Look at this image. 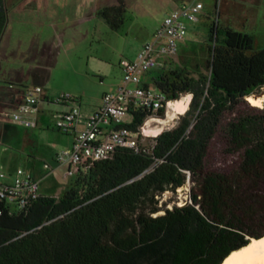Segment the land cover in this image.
Wrapping results in <instances>:
<instances>
[{
  "label": "trees",
  "instance_id": "trees-1",
  "mask_svg": "<svg viewBox=\"0 0 264 264\" xmlns=\"http://www.w3.org/2000/svg\"><path fill=\"white\" fill-rule=\"evenodd\" d=\"M123 12L125 0L101 11L114 29ZM7 21L0 0V38ZM208 26V74L172 63L148 73L169 100L192 96L173 128L80 169L59 197L41 194L21 212L0 200V264H222L264 236V109L248 99L264 93V48L218 20ZM166 114L138 109L127 126L140 131ZM219 132L241 153L229 174L206 165ZM189 183L183 205L160 202Z\"/></svg>",
  "mask_w": 264,
  "mask_h": 264
},
{
  "label": "rangeland",
  "instance_id": "rangeland-1",
  "mask_svg": "<svg viewBox=\"0 0 264 264\" xmlns=\"http://www.w3.org/2000/svg\"><path fill=\"white\" fill-rule=\"evenodd\" d=\"M201 1L205 3V8L200 14L199 28L195 31L188 30L185 38L180 42L178 54L169 60L172 65L185 68L195 76L209 73L208 25L214 20H218L221 25L252 34L257 48H264V0ZM179 2L189 3L190 0H125V12L116 16L118 21L122 19L117 29L109 25L101 11L106 7L118 5L119 0H98V8L93 9L85 22H73L83 10L77 5L57 9L58 15L68 16L67 24L72 25L70 29L91 28L90 39H31L33 31L43 30L45 34L41 35L46 37L50 35L51 28L47 22H39L30 14L31 9L27 7L8 15L7 25L10 22L12 29L19 33V38L5 39L3 45L7 41L10 43L9 48L14 51L16 62H21V55L25 56L33 48L53 49L57 63L49 67L43 88L51 98L61 93L71 94L76 98L82 111L90 113L95 110L105 93L116 90L123 83L124 72L120 65L121 60L135 58L142 46L153 40L154 34L166 16L179 6ZM113 14L116 15L115 12ZM150 77V74L144 75V81L149 82ZM150 86L155 88L151 83ZM191 98L192 96L185 98V103L188 104ZM55 107L56 105H52L50 108L55 109ZM256 108L262 110L264 105ZM180 115L181 113H174L168 109L164 117H156L160 120L149 122L150 127L146 124V129H151L148 131L150 135L142 136L141 142L150 146L154 142L155 135L177 124ZM233 115L228 112L226 118ZM132 119L130 115L125 117L127 122H131ZM36 127L21 128L19 140H0V171L10 173L19 168L28 170L35 160L42 167L44 162H49L54 165V170H46L45 173L54 175L41 180V191L47 195H61L76 179L77 170L76 167H72L75 173L70 175V165L56 167L53 160L57 152L71 145L72 136L61 132L55 126ZM34 132L37 135H34ZM226 147L223 133H217L206 158L209 169L229 174L239 167L241 153H230ZM190 186L191 183L176 191H166L159 196L160 202L168 204L169 207L183 205L190 200Z\"/></svg>",
  "mask_w": 264,
  "mask_h": 264
},
{
  "label": "built area",
  "instance_id": "built-area-1",
  "mask_svg": "<svg viewBox=\"0 0 264 264\" xmlns=\"http://www.w3.org/2000/svg\"><path fill=\"white\" fill-rule=\"evenodd\" d=\"M204 8L203 1L194 0L172 10L154 34L153 40L145 43L135 58L121 60L123 83L116 90L104 94L100 106L84 120L82 127H78L82 109L75 97L61 93L52 98L57 104L71 103L67 111L57 114V128L63 133L74 134L71 146L56 154V167L70 165L71 175L75 173L72 167H76L77 172L87 169L96 161L110 158L118 148L140 150V136H149L148 131L151 129L143 126L140 131H134L127 126L130 122L125 117L130 115L133 118V111L138 109L156 114L163 108L168 110L174 104L162 91L146 85L143 76L171 65L169 60L178 54L180 42L190 25L200 21ZM44 96L42 85L26 89L9 112V118L27 128L38 126L37 116ZM155 119L158 118L151 117L146 123ZM44 168L53 170L54 165L46 162ZM40 196V182L32 172L23 168L12 173L0 171V200L8 204L13 212L27 209Z\"/></svg>",
  "mask_w": 264,
  "mask_h": 264
},
{
  "label": "crops",
  "instance_id": "crops-1",
  "mask_svg": "<svg viewBox=\"0 0 264 264\" xmlns=\"http://www.w3.org/2000/svg\"><path fill=\"white\" fill-rule=\"evenodd\" d=\"M5 7L8 11V15L19 10H24L29 7L30 14L36 17L39 22H47L51 28L50 35L42 37V33L45 31L38 29L33 31L31 39H90L92 34L91 28L70 29V24H67V15H58L57 9H65L74 5L82 10V14L73 19L75 21H84L90 17L93 9L98 8V0H4ZM194 1V0H190ZM187 3V2H182ZM179 2L178 5L182 4ZM64 12V11H63ZM14 14V13H13ZM66 16V18H63ZM59 17V18H58ZM72 22V23H73ZM201 22V19L200 21ZM10 22L6 25V28L1 36L0 40V140H19L20 129L27 128L23 125H19L13 122L9 118V112L15 107L19 96L28 88L36 85H43L47 80L49 67L57 60L55 58V52L53 49L48 48H33L28 54L21 55V62H16V55L14 51H11L10 43L7 41L5 45L3 42L5 39H18L19 33H16L10 26ZM198 22L190 25L191 30H196ZM31 82V84H29ZM45 98L40 103V112L37 116L38 127L47 126L57 128V114L67 111L71 103L57 104L52 101L51 96L46 89H44ZM99 101L95 110L90 113L83 112L81 116V122L79 128L83 126L84 120L93 112H95L101 104ZM52 105H56L55 109H51ZM50 116L51 118L49 119ZM34 135H37L34 132ZM72 136V142L74 140V134ZM71 142V144H72ZM71 146V145H70ZM58 153V152H57ZM56 153V154H57ZM55 154V155H56ZM55 159V158H54ZM54 161V160H53ZM46 163V162H44ZM49 163V162H48ZM53 165V164H52ZM54 170V169H53ZM28 171L39 180L41 186V180L48 177H52L54 174L45 173L46 169L44 165L42 167L36 160L32 161ZM12 173V172H10ZM45 189V188H43ZM42 195H47L41 191ZM59 197L60 195L50 194ZM62 195V194H61Z\"/></svg>",
  "mask_w": 264,
  "mask_h": 264
},
{
  "label": "bare ground",
  "instance_id": "bare-ground-1",
  "mask_svg": "<svg viewBox=\"0 0 264 264\" xmlns=\"http://www.w3.org/2000/svg\"><path fill=\"white\" fill-rule=\"evenodd\" d=\"M189 97H191L190 94L176 100L174 104L170 105L169 110L174 113H185L190 104V102L188 104L185 103V98ZM248 99L255 106L262 107L264 105V96H249ZM180 106H182L181 109H179ZM148 126L150 127L151 125L148 124ZM222 264H264V236L258 239L254 238L248 245L234 250L226 257Z\"/></svg>",
  "mask_w": 264,
  "mask_h": 264
},
{
  "label": "water",
  "instance_id": "water-1",
  "mask_svg": "<svg viewBox=\"0 0 264 264\" xmlns=\"http://www.w3.org/2000/svg\"><path fill=\"white\" fill-rule=\"evenodd\" d=\"M257 97H259V96H257Z\"/></svg>",
  "mask_w": 264,
  "mask_h": 264
}]
</instances>
